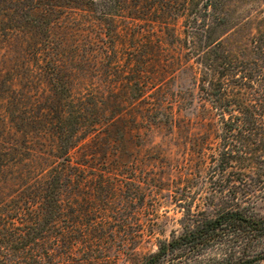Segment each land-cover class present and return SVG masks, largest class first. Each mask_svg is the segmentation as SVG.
Segmentation results:
<instances>
[{"label": "rangeland", "instance_id": "rangeland-1", "mask_svg": "<svg viewBox=\"0 0 264 264\" xmlns=\"http://www.w3.org/2000/svg\"><path fill=\"white\" fill-rule=\"evenodd\" d=\"M93 1L86 10L70 7L72 0H0L5 123L15 121L41 139L54 109L71 106L93 108L90 119L97 123L72 150L73 160L83 165L71 170L55 208L61 224L79 223L91 243L79 240L52 264H126L134 250L152 251L158 239L179 231L181 205L193 201L195 208L211 186L208 155L218 126L198 88L196 53L163 36L158 48L146 45L150 54L137 77L126 71L125 56L105 54L111 39L103 18L118 17H104L115 8ZM216 14L210 37L244 60L260 62L264 0H225ZM131 26L123 33L143 24ZM161 31L155 27L153 33ZM195 40L200 49L209 42L200 35ZM52 57L61 61L55 72ZM18 208L42 210L36 204Z\"/></svg>", "mask_w": 264, "mask_h": 264}, {"label": "trees", "instance_id": "trees-1", "mask_svg": "<svg viewBox=\"0 0 264 264\" xmlns=\"http://www.w3.org/2000/svg\"><path fill=\"white\" fill-rule=\"evenodd\" d=\"M224 1L102 0L105 10L115 8L103 16L118 17L103 18L111 39L103 47L105 54L125 56L126 71L139 77L144 72L143 59L150 54L146 45L158 48L166 36L181 47L189 46L197 56L199 91L218 126L209 147V193L195 208L193 201L181 205L179 231L158 239L152 251L134 250L126 264L264 262V37L260 62L244 60L224 49L218 37L211 38L216 12ZM72 2L70 7L86 10L95 4L93 0ZM129 26L140 29L123 33ZM155 27L162 30L160 34L153 33ZM198 35L209 38L204 49L196 45ZM50 59L52 70L58 71L61 61ZM92 111L87 106L55 108L54 121L44 127L41 139L15 121L6 124L0 112V186L4 189H0V264H52L57 257L68 256L79 240L85 246L91 243L79 223L61 224V212L55 208L62 203L71 170L83 165L73 160L72 150L96 126L90 119ZM33 204L42 210L18 208ZM78 231L81 235L75 234Z\"/></svg>", "mask_w": 264, "mask_h": 264}]
</instances>
